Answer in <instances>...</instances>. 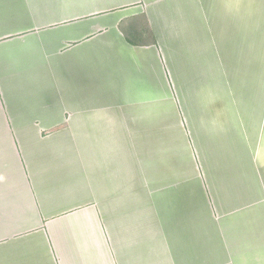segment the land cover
<instances>
[{"label":"crops","instance_id":"obj_1","mask_svg":"<svg viewBox=\"0 0 264 264\" xmlns=\"http://www.w3.org/2000/svg\"><path fill=\"white\" fill-rule=\"evenodd\" d=\"M0 264H264V0H0Z\"/></svg>","mask_w":264,"mask_h":264},{"label":"trees","instance_id":"obj_2","mask_svg":"<svg viewBox=\"0 0 264 264\" xmlns=\"http://www.w3.org/2000/svg\"><path fill=\"white\" fill-rule=\"evenodd\" d=\"M129 40H130V38H129ZM130 41H132V39Z\"/></svg>","mask_w":264,"mask_h":264}]
</instances>
